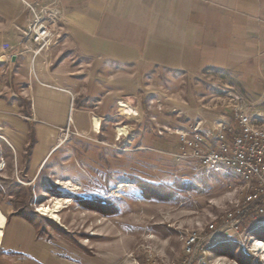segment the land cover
I'll return each instance as SVG.
<instances>
[{
  "label": "rangeland",
  "instance_id": "rangeland-1",
  "mask_svg": "<svg viewBox=\"0 0 264 264\" xmlns=\"http://www.w3.org/2000/svg\"><path fill=\"white\" fill-rule=\"evenodd\" d=\"M29 5L61 14L53 4L27 3L32 20ZM242 70L132 66L129 77L101 62L99 83L74 84L72 121L58 130L37 171L29 170L27 146L16 156L2 138L8 146H0V210L8 222L0 264H146L149 253L157 262L180 259V234L223 216L240 185L179 157L177 132L232 122L239 97L264 123V84L244 87ZM20 104L24 112L27 100ZM57 200L58 211L46 213ZM252 235L264 244V225ZM252 240L217 244L202 263L264 264V248L255 251Z\"/></svg>",
  "mask_w": 264,
  "mask_h": 264
},
{
  "label": "crops",
  "instance_id": "crops-1",
  "mask_svg": "<svg viewBox=\"0 0 264 264\" xmlns=\"http://www.w3.org/2000/svg\"><path fill=\"white\" fill-rule=\"evenodd\" d=\"M27 3L61 11L50 46L36 56ZM101 62L129 77L132 66L240 67L244 87L264 84V0H0V70L8 79L0 81V146L25 153L32 129L28 165L37 171L67 125L74 84L99 83Z\"/></svg>",
  "mask_w": 264,
  "mask_h": 264
},
{
  "label": "built area",
  "instance_id": "built-area-1",
  "mask_svg": "<svg viewBox=\"0 0 264 264\" xmlns=\"http://www.w3.org/2000/svg\"><path fill=\"white\" fill-rule=\"evenodd\" d=\"M30 9L35 56L53 38L59 10L46 6ZM243 99L239 97L232 110V122L218 120L208 128L199 124L177 132L179 157L195 162L207 174L234 177L240 185V196L223 216L180 234V259L157 262L149 253L146 264H203L204 255L217 244L250 239L253 245L256 243L252 231L264 225V123H257ZM71 121L69 113L67 125Z\"/></svg>",
  "mask_w": 264,
  "mask_h": 264
},
{
  "label": "bare ground",
  "instance_id": "bare-ground-1",
  "mask_svg": "<svg viewBox=\"0 0 264 264\" xmlns=\"http://www.w3.org/2000/svg\"><path fill=\"white\" fill-rule=\"evenodd\" d=\"M60 202L57 200L54 202V206H53V210L51 209L50 206H47V208L45 209V212H56L58 211L59 207H60ZM6 227V217L5 215L2 213V211L0 210V242L2 240L3 234H4V230ZM256 243H254L256 250L257 251H261L264 248V244L262 242H259L257 240H255ZM264 251V249L262 250Z\"/></svg>",
  "mask_w": 264,
  "mask_h": 264
},
{
  "label": "trees",
  "instance_id": "trees-1",
  "mask_svg": "<svg viewBox=\"0 0 264 264\" xmlns=\"http://www.w3.org/2000/svg\"><path fill=\"white\" fill-rule=\"evenodd\" d=\"M30 112H29V110H24V114L27 116L28 114H29ZM29 142H28V144H27V155H30V153H31V149H32V147H33V145H34V143H35V136H34V132H33V130L31 129L30 130V133H29ZM98 204H100V202H98ZM20 213V212H19ZM26 217V216H25ZM28 220H29V222L34 226V228L35 229H37L38 228V226H36L35 225V223L33 222V219L29 216V217H26ZM8 222V220L6 219V223ZM39 229V228H38ZM39 231V230H38ZM37 235L38 236H41V237H44V236H46V235H42V234H39V233H37ZM47 237V236H46ZM258 237H260L261 239H264V237L263 236H258Z\"/></svg>",
  "mask_w": 264,
  "mask_h": 264
},
{
  "label": "water",
  "instance_id": "water-1",
  "mask_svg": "<svg viewBox=\"0 0 264 264\" xmlns=\"http://www.w3.org/2000/svg\"><path fill=\"white\" fill-rule=\"evenodd\" d=\"M1 60L4 61V60H5V57H2ZM14 60H15V57L12 56V57H11V61H14Z\"/></svg>",
  "mask_w": 264,
  "mask_h": 264
}]
</instances>
